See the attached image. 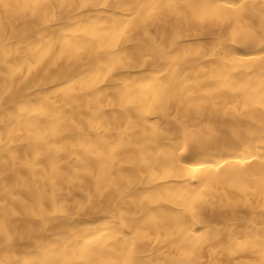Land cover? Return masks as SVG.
<instances>
[{
	"label": "bare ground",
	"instance_id": "bare-ground-1",
	"mask_svg": "<svg viewBox=\"0 0 264 264\" xmlns=\"http://www.w3.org/2000/svg\"><path fill=\"white\" fill-rule=\"evenodd\" d=\"M0 264H264V0H0Z\"/></svg>",
	"mask_w": 264,
	"mask_h": 264
}]
</instances>
